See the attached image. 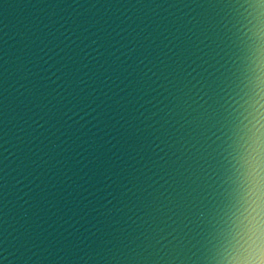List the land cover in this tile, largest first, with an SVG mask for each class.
Returning a JSON list of instances; mask_svg holds the SVG:
<instances>
[{"label":"water","instance_id":"obj_1","mask_svg":"<svg viewBox=\"0 0 264 264\" xmlns=\"http://www.w3.org/2000/svg\"><path fill=\"white\" fill-rule=\"evenodd\" d=\"M243 0H0V264H209L252 87Z\"/></svg>","mask_w":264,"mask_h":264},{"label":"clouds","instance_id":"obj_2","mask_svg":"<svg viewBox=\"0 0 264 264\" xmlns=\"http://www.w3.org/2000/svg\"><path fill=\"white\" fill-rule=\"evenodd\" d=\"M236 7L252 92L236 153L233 196L208 260L264 264V0H243Z\"/></svg>","mask_w":264,"mask_h":264}]
</instances>
